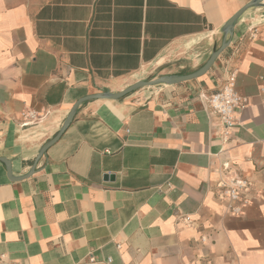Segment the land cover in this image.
Listing matches in <instances>:
<instances>
[{"label":"crops","instance_id":"0c3cea01","mask_svg":"<svg viewBox=\"0 0 264 264\" xmlns=\"http://www.w3.org/2000/svg\"><path fill=\"white\" fill-rule=\"evenodd\" d=\"M249 1L0 0V156L12 175L30 171L78 99L201 67ZM226 39L195 79L81 102L30 175L9 179L0 161V255L264 264V0ZM233 70L249 104L223 142L206 97ZM224 162L252 183L239 217L215 196Z\"/></svg>","mask_w":264,"mask_h":264},{"label":"built area","instance_id":"2783aa9c","mask_svg":"<svg viewBox=\"0 0 264 264\" xmlns=\"http://www.w3.org/2000/svg\"><path fill=\"white\" fill-rule=\"evenodd\" d=\"M253 35L254 33L251 36ZM206 101L211 111L219 118L222 140L226 142L231 135L232 129L237 124L236 115L238 111L249 104V98L241 95L236 89V71L229 72L222 86L207 95ZM251 185L252 183L249 179L234 174L228 162L221 164L219 175L214 183V191L216 199L223 205L226 214L234 217H239L243 214L250 203ZM181 219L185 223L190 222L187 216H182ZM205 241L206 239L203 237L202 242ZM116 246L119 247V245ZM89 262L91 264H112V259L107 257L104 260H98L96 257L90 256ZM0 264L13 263L8 261L4 254H1ZM204 264L215 263L211 260H206Z\"/></svg>","mask_w":264,"mask_h":264},{"label":"water","instance_id":"95a60500","mask_svg":"<svg viewBox=\"0 0 264 264\" xmlns=\"http://www.w3.org/2000/svg\"><path fill=\"white\" fill-rule=\"evenodd\" d=\"M260 2H262V0H250L248 3H246L245 5H243L238 11H236L224 24L223 27V31H224V38L222 41V44L220 45V47L218 49H216L208 58V60L198 69H196L195 71L191 72V73H187V74H182V75H163L154 79H150V80H140L137 81L131 85H129L128 87H126L125 89L119 91V92H110V91H104L101 93H94V94H90V95H86L80 99H78L72 106V108L70 109L69 113L67 114L66 118L64 119V122L61 126V128L55 133V135L49 139L44 145H42V147L39 149L38 154L30 168V171L22 176L16 177L12 175V169H11V164L10 161L8 159H6L5 157L0 156V161L3 162L6 166V170H7V175L9 177V179H19L22 178L24 176H28L30 175L35 168L36 162L39 159V157H41L44 152L52 145L54 144L62 135V133L66 130V128L69 126V124L71 123L74 114H75V110L77 108V106L86 100L89 99H94V98H106V99H118L128 93H130L131 91L143 87V86H147V85H155L158 83H167V84H176V83H180L183 81H187V80H191V79H195L203 74H205L208 69L211 67V65L213 64V62L215 61V59L219 56V54L227 47L228 43H229V39H226V36L232 35L233 32V27L234 24L236 22V20L239 18V16L248 8L258 5L260 4Z\"/></svg>","mask_w":264,"mask_h":264}]
</instances>
